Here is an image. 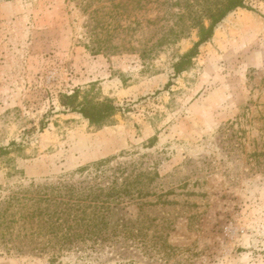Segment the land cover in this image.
Masks as SVG:
<instances>
[{"label": "rangeland", "instance_id": "1", "mask_svg": "<svg viewBox=\"0 0 264 264\" xmlns=\"http://www.w3.org/2000/svg\"><path fill=\"white\" fill-rule=\"evenodd\" d=\"M126 1L113 12L103 2L86 11L79 0H0V212L21 187L79 178L111 158L148 179L129 206L143 232L53 258L19 247L26 230L14 205L15 221L0 219V264H264V0L231 12L179 74L198 29L156 46L178 9ZM92 9L135 30L111 32L98 50ZM64 94L117 109L93 124L61 104Z\"/></svg>", "mask_w": 264, "mask_h": 264}, {"label": "trees", "instance_id": "2", "mask_svg": "<svg viewBox=\"0 0 264 264\" xmlns=\"http://www.w3.org/2000/svg\"><path fill=\"white\" fill-rule=\"evenodd\" d=\"M79 1L86 11L94 2L110 4L113 12L114 9L125 8L121 6L122 3H118L121 0ZM167 4L173 9H178V12L174 13L176 26L163 34L156 46L169 44L195 28L198 29L200 37L196 46L185 53L176 64V74H179L191 63L200 43L208 41L215 27L231 12L238 8H246L247 0H169ZM107 7L109 6L102 7L103 14L113 19L115 15L122 13L109 14L106 11ZM98 12L97 9L90 11L92 21H98L96 26L90 29V37L96 42L95 47H98V50L111 47L113 36L111 32L120 30L129 35L135 30L133 25L124 27L115 25L113 21L105 23L106 20H99L103 14L98 16ZM170 84L171 82L166 87ZM75 94L60 96L61 104L81 113L93 124H105L106 119L117 109L110 100L104 102L88 100L78 104ZM79 172V178L58 183L32 182L8 198L6 201L8 208L6 213L0 212V219L3 223L6 221L8 227L15 221L16 215L9 207L14 205L18 207L23 229L26 230L25 240L21 242L23 246L19 247H29L33 251L53 250V258H57L58 252L71 249L73 246L81 249L89 241L94 244L95 249L98 243L118 241L121 237L130 239L143 232V220L134 219L129 206L147 195L148 192L145 190L147 177L135 173V169H130L124 163L114 165L111 158L84 166ZM6 214H10L8 220ZM28 227L32 229V233L27 232Z\"/></svg>", "mask_w": 264, "mask_h": 264}]
</instances>
